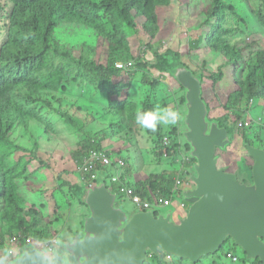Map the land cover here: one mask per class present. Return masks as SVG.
<instances>
[{"label":"trees","instance_id":"1","mask_svg":"<svg viewBox=\"0 0 264 264\" xmlns=\"http://www.w3.org/2000/svg\"><path fill=\"white\" fill-rule=\"evenodd\" d=\"M6 1L11 5L9 11L5 10L8 5L0 1V246L19 234L31 236L34 239L30 242L41 246L39 242L55 237L65 241V217L57 200L59 194L67 200L68 206L79 203L87 209L79 198L80 190L94 181L92 176L97 171L106 167L98 163L85 175L75 172L73 167L74 164L78 167L91 150L102 149L108 155H120L128 146L138 142V131H142L155 145L156 162L177 168L184 142L180 123L158 126L153 132L139 126L135 117L137 112L145 110L174 108L170 107V103L174 105L176 102L173 97L168 96L160 103L153 96V91L159 90L166 74L174 77L170 73L174 62H183L179 51H162L159 47L157 38L164 27L162 13L171 6L185 4L191 7L203 0ZM245 2L249 3L250 12L245 8ZM205 5L198 26L201 35L190 46L196 51L201 46L206 47L210 56L218 61L210 75L201 73L202 95L208 101L209 115L213 109L211 104L217 107L216 101H224L218 120L228 128L231 137L238 132L244 143L264 148L263 125L239 124L245 120L244 110L249 108L252 99H258L264 107V48L256 39L251 43L245 42L246 38L264 37V0H239L237 4L228 0H206ZM58 27H63L80 43H63L56 36ZM243 31L246 38L241 42L235 41L234 38ZM137 38L142 40L135 53ZM117 63H123L124 68L117 67ZM205 64V68L211 70L207 67L209 61ZM139 75L144 92L135 85ZM174 80L183 91L180 101L185 106L184 87ZM84 86L92 96L107 95L103 117L110 120L104 129L91 128L93 122L89 117L95 121V115L85 111L76 100L66 102L68 96L76 91L81 94L87 92L82 90ZM210 89L213 92H209ZM223 112L227 113L222 115ZM233 116L235 120H232ZM119 128L125 129L118 131ZM116 140L125 145L115 144ZM44 144L49 145L51 151L70 147V166L57 174L48 159L40 155ZM244 147L248 159L253 161L246 144ZM186 148L190 149L187 143ZM224 150L217 148L218 152ZM231 162L228 157L218 162V167ZM240 163L235 164L238 165L237 173L249 183L253 164ZM45 166L48 168L34 175L38 181L32 186V190L40 193L42 201L32 202L22 194V185L29 184L32 173ZM105 172L108 185L119 193L122 185L110 182L114 170L109 168ZM188 173L165 169L139 174L131 181L122 176V180L142 198L155 201L160 197H173L177 175L184 178ZM121 195L119 193L120 198L126 197ZM51 204L50 211L47 207ZM154 209L159 213L160 208ZM87 214L88 211L80 214L81 220L69 225L67 232L71 239L81 232L82 220ZM224 246L235 255L241 249L231 238ZM220 252L196 264H203L207 258L211 259V264L226 263L227 253L220 256ZM168 255L171 254L162 252L158 257L148 252L145 264H173L174 261L194 264L175 255L167 261ZM5 257L13 258L0 255V259ZM241 261L243 264L260 263L248 260L246 255Z\"/></svg>","mask_w":264,"mask_h":264},{"label":"water","instance_id":"2","mask_svg":"<svg viewBox=\"0 0 264 264\" xmlns=\"http://www.w3.org/2000/svg\"><path fill=\"white\" fill-rule=\"evenodd\" d=\"M170 73L184 87L185 113L182 136L195 159L187 175L190 185L182 198L190 201L186 214L156 213L154 208L130 213L119 203V193L98 171L79 198L87 206L83 228L64 242V250L48 255L33 244L2 264H145L148 252H162L198 263L218 253L231 238L248 260L264 264V148L246 144L253 159L251 181H240L236 172L218 167L217 148L230 143V133L209 117L200 73L181 60Z\"/></svg>","mask_w":264,"mask_h":264},{"label":"rangeland","instance_id":"3","mask_svg":"<svg viewBox=\"0 0 264 264\" xmlns=\"http://www.w3.org/2000/svg\"><path fill=\"white\" fill-rule=\"evenodd\" d=\"M0 1L8 5V7L5 8V10L9 11L11 8V5L6 0H0ZM228 1L232 2L233 4L239 3V0H228ZM205 3H206V0H203L202 3H193L191 7H188L184 4L181 6H171L169 10H165L162 13V20L164 19L163 20L164 27L160 31V36H158L157 40L159 41V47L162 51L163 49L165 50L175 49L181 53L183 62L189 68H191L194 72L200 73V74L202 73L203 75H210L211 72H214L212 70H215L216 62L218 63L216 58L211 57L208 49L204 46H201L200 50L198 51L191 48L190 46V44L193 41H196L201 35V30L199 29L200 27L198 26L199 24H201V21H202L201 11L203 10L204 7H206ZM245 8L248 12H250L249 3L245 2ZM230 24L233 25V22H230ZM256 25L258 29V23ZM56 36L63 43H68V44H79L80 43V40L72 38L70 34L66 30L63 29V27L57 28ZM245 38H246V32L243 31V34L240 33L238 36L234 38V40L237 42L239 41L241 42ZM255 39L257 42H259V46L264 48V37L262 35H258L249 40L248 38H246L245 42L251 43L252 40H255ZM141 40L142 39H139V38L136 39V44L134 45L135 53L137 52L136 49H138L139 42ZM205 61H209V64L207 65V67H209V69L211 70H208L205 68L206 64L203 65ZM232 72H233V69H232ZM239 75L240 77L242 76L241 71ZM236 76H237V73H236ZM140 78L141 76L139 75L136 79L135 85L140 87L141 91L144 92L145 91L144 86L140 82ZM174 79L175 77H170V75L166 74L165 77L161 80L163 83L161 84L159 90L153 91V96L160 103L163 102V100L168 99V96L173 97L175 99L176 102L174 103V105H176V107L173 105V103H170V107H174L173 109H176L179 111L181 118L178 120L177 123H180V129L182 131V130H185V126L183 123L185 106L180 101V98L183 95V91L178 87L176 83H174L175 82ZM83 89H86L87 92H83L81 94V92L76 91V93L68 96L66 102H69L70 100H76L78 104L84 106L85 111H90L95 115L96 117L95 121L92 117H89V121L93 122V125H91L92 129H94V127L96 129L106 128L108 125V119L110 120V118L107 119L103 117L104 108L107 103L106 93H100L96 96H92L90 91H88L87 86H84L82 90ZM209 92H213V90L210 89ZM223 103L224 101L223 102L216 101L217 107H213V105L211 104V108L213 109H212V113H210L209 115L210 118H212V116L215 115V118L219 119V114H221L222 109H224ZM258 103H259L258 99H256L254 107L250 109V113L254 120L262 121L260 119H257L258 115L256 114V110L257 112L261 113ZM161 108L163 109L164 107H161ZM225 113L227 112H223L222 115ZM232 120H235L234 116L232 117ZM123 129L125 128H122V129L119 128L118 131H122ZM141 136H147V134L144 132H140V136H138V142L136 144H133L132 146L127 147V150L129 148H133V150L130 149L128 152H122L120 155L111 154L114 161L124 160L126 162V166L124 170L121 172L122 175L126 176V178H124L126 181H128L127 178L129 177L128 176L129 173L134 172L135 174H137V171H139L141 174H144L147 172H161L165 169H168V170L176 169L175 165H169L165 162H163L162 164H158L155 160V156L153 157L154 155L153 150L146 145L145 141L142 140ZM230 138H231L232 144L226 147L224 151H220V152L217 151V154H219V158H220L219 162H223L225 159H228V157L233 161H237L239 157L242 156L243 160H245L248 164H253V161L246 157V150L243 148L244 141L241 138L240 133L237 132L233 138L231 137V134H230ZM115 144L125 145V144H122L121 140H116ZM150 144H152V142H150ZM40 155L48 159L49 164L53 167V170L56 173L70 166V160H71L70 147L66 149L59 147L55 149L54 151H51L49 149V145L44 144V146L40 150ZM73 170L75 172H78V168L76 164H74ZM231 171L237 173L238 165H235L234 168L231 169ZM138 175L139 173L137 174V176ZM237 175H238L239 180L243 181V179L240 178L241 174L237 173ZM70 177L72 178V175ZM73 180H75V177H73ZM21 192L32 202L39 203L42 201V197L40 193H38L35 190H32L28 184L22 185ZM49 198H51L50 195H49ZM57 200L59 204L61 205L60 211L65 217V223L63 226V230H64L63 236L65 240H67L70 236V233L67 232L69 230L68 229L69 225L77 224L81 220L80 214L84 215L85 211H88V209H86L79 203H75L72 207L68 206L67 200L65 198L63 199L61 194L57 196ZM184 200L186 201L188 206L191 204L189 200L187 199H184ZM178 201H180V199H178ZM119 203L120 205H122L124 210H126L129 213L135 209H138L132 201H130L124 196H122L121 198L119 197ZM171 208L174 211L176 210L175 205L172 206ZM48 210L50 211L52 210V204L49 206ZM159 211H162V213H167L170 210L168 208H162V209H159ZM58 240L60 244L64 246V240L60 237ZM223 252H228V250H226V246H225V249H223L220 253L223 254ZM166 260L171 261V259L167 258V256H166ZM173 264H178V263L174 261ZM203 264H211V259L207 258L203 260ZM223 264H226V263H223ZM234 264H239V262L235 261Z\"/></svg>","mask_w":264,"mask_h":264},{"label":"built area","instance_id":"4","mask_svg":"<svg viewBox=\"0 0 264 264\" xmlns=\"http://www.w3.org/2000/svg\"><path fill=\"white\" fill-rule=\"evenodd\" d=\"M116 66L124 68L123 63H117ZM257 119H260L262 121H256L254 119L253 120L255 122L264 124L263 117H257ZM250 124H251V121L249 120H245V122H240V126H249ZM165 143L166 144L168 143L167 139H165ZM181 150H183V147L181 148ZM181 156H182L181 157L182 171L186 172L184 166L189 163V159L187 156L182 154V152H181ZM98 163H101L106 167V169L100 170V171H106L109 168H112L114 170V173L112 175L110 182L111 183L119 182L122 185L119 193L122 195H125L128 199H130V201H132L135 205H137L139 209L140 208H145V210L151 209V208L162 209V208H170L172 205H176L177 207L181 208L180 210H178L177 213H180V214L186 213L188 204L182 198V189L185 186H187V184H184L182 182L184 179L180 177L179 174L176 177L173 197H168V198L160 197V199H157L155 201H150V200L142 198L139 194H136L135 189L126 185L124 181L122 180L123 175L121 174V172L124 170L126 166V162L124 160L114 161L112 155H108L107 152L102 149L91 150L89 154L86 155L78 163V167H77L78 173H83L85 175L91 172L92 170H94ZM92 178L95 181L96 174H94ZM178 199H180V201H178ZM31 239H34V238H32L31 236L27 237L24 234H19L18 236L12 237L6 245L0 246V254L8 255V256H16L19 252L23 251V245L25 243L33 244L30 242ZM39 243L41 244V246H38L35 244L33 245L36 246L37 249L41 251L42 250L45 251L48 255H52L56 251H63L65 249L64 246L60 244L57 237L50 239V240H45V242H39ZM226 253H227L226 257L228 259L234 262L237 261L238 255H235L231 252H226ZM167 258H170L172 260L171 255H168Z\"/></svg>","mask_w":264,"mask_h":264},{"label":"clouds","instance_id":"5","mask_svg":"<svg viewBox=\"0 0 264 264\" xmlns=\"http://www.w3.org/2000/svg\"><path fill=\"white\" fill-rule=\"evenodd\" d=\"M254 105H255V99H252L250 101L249 108H246L244 110L247 115L245 119L251 121V124L257 123L259 125L264 126V124L262 123L255 122L251 116L250 109L253 108ZM258 106H259L261 113L257 112L256 110V114L258 115L257 117H263V121H264V110H263L264 107L263 105L261 106L260 103H258ZM180 118L181 116L178 110L173 109V108H163V109H153V110H145V111L137 112L135 120H136V123L142 128L149 129L155 132L158 126L175 125ZM240 122H245V120H241ZM182 154H183V151H182ZM178 163L181 165V159L178 160ZM184 167L187 172V165H185ZM179 170L180 172H184L182 171V166H180ZM123 177L126 178L125 176ZM184 178H186L187 180V175ZM14 257L15 256H13V258ZM0 264H2V262H0Z\"/></svg>","mask_w":264,"mask_h":264},{"label":"flooded vegetation","instance_id":"6","mask_svg":"<svg viewBox=\"0 0 264 264\" xmlns=\"http://www.w3.org/2000/svg\"><path fill=\"white\" fill-rule=\"evenodd\" d=\"M184 140V139H183ZM229 144H232V142H231V139H230V143ZM228 144V145H229ZM245 144V143H244ZM227 145V146H228ZM226 146V147H227ZM182 147H183V154L185 155V156H187L188 157V159H189V163L187 164V173H188V171H189V173H191L192 172V169H193V165H194V163H195V161L193 160V157H191L190 155H189V150H187V148H186V141L184 140V142H183V144H182ZM226 147L224 148V149H226ZM243 148L245 149V147H244V145H243ZM246 150V149H245ZM216 155L218 156V162L220 161V158H219V154H217V151H216ZM241 157V160H237V161H233V160H231L230 158H229V160H231L232 162L230 163V164H228V165H226V166H221V167H225L226 168V170H228V171H231V169L232 168H234V166H235V164H239L240 162H243V161H245V160H243V157L242 156H240ZM246 157L248 158V156H247V154H246ZM247 163V162H246ZM248 164V163H247ZM220 167V168H221ZM189 173L187 174V175H189ZM184 184H187V185H190V183L186 180V178H184V180L182 181ZM186 182V183H185ZM172 206H174V205H172ZM171 206V207H172ZM176 206V205H175ZM168 208L169 210H171L172 211V213H173V215H174V218H175V214H177V212H178V210H180L181 208L180 207H177L176 206V212L172 209V208ZM157 210V209H156ZM185 210V209H184ZM160 212H162V211H160ZM178 214H180V213H178ZM186 213H182V215H185ZM224 249H225V246L223 247ZM220 252V251H219ZM237 254H240V255H238V258H237V262H239L240 264H243L242 263V261H241V259L243 258V256L244 255H246L245 254V252L242 250V249H239L238 250V253ZM220 256H222V253H220L219 254ZM12 260V259H11ZM256 260H258V261H260L259 260V258H256L255 259V261ZM225 261H226V263H231V264H234V261H231L230 259H228V258H225ZM261 263V262H260ZM259 263V264H260ZM251 264H253V262H251Z\"/></svg>","mask_w":264,"mask_h":264},{"label":"crops","instance_id":"7","mask_svg":"<svg viewBox=\"0 0 264 264\" xmlns=\"http://www.w3.org/2000/svg\"><path fill=\"white\" fill-rule=\"evenodd\" d=\"M205 99V98H204ZM206 100V99H205ZM206 102L208 103V101L206 100ZM260 105L262 106L263 105V103H260ZM140 132H142V131H138V136H140ZM142 137V140L143 141H145V143H146V145L149 147V148H151L152 150H153V147L155 146L153 143L152 144H150V142H152V139L147 135V136H141ZM133 150V148H129L128 150H125L124 152H128L129 150ZM153 157H154V155H153ZM153 160V159H152ZM180 164L179 163H177V168H176V170H178L179 168H180ZM46 168H48V166H45V167H43L41 170H37V171H35V172H33L32 173V177H31V181H30V183L28 184L29 186H30V188L32 189V186H33V182H37L38 181V179H37V177L36 176H34L36 173H38V172H41V171H43V170H45ZM37 169V167H35L34 168V170H36ZM141 174L139 171H137V174ZM148 173H154V172H147V173H144V175H146V174H148ZM57 174H59V173H57ZM137 174H135L134 172L133 173H129L128 174V178H127V180H129V181H131V180H135L136 179V177H137ZM124 176V175H123ZM126 177V176H125ZM47 208H49V207H47ZM73 239V238H72ZM71 239V234H70V236H69V238H68V240H65V241H70V240H72ZM64 241V242H65ZM20 253V252H19ZM18 253V254H19ZM0 255H3V254H0ZM9 257H7V258H4V259H7V260H9L8 259ZM229 264H231V263H229Z\"/></svg>","mask_w":264,"mask_h":264}]
</instances>
